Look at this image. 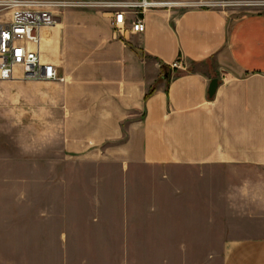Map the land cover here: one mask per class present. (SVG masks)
<instances>
[{
  "label": "crops",
  "instance_id": "0c3cea01",
  "mask_svg": "<svg viewBox=\"0 0 264 264\" xmlns=\"http://www.w3.org/2000/svg\"><path fill=\"white\" fill-rule=\"evenodd\" d=\"M245 10L232 18L217 8L151 9L139 15L146 24L144 33L122 36L111 25L110 9L68 7L60 24L43 31L41 43L44 60L57 65L65 81L9 80L0 86L22 118H34L35 127L51 120L62 151L100 150L115 141L128 166L243 168L246 222L230 230L219 264H264V6ZM132 20L128 13V29ZM176 62L182 68H172ZM214 78L219 85L210 97ZM188 214L197 217L199 209L151 208L145 215L170 220ZM63 216L56 238L59 247L67 248L72 224L68 211ZM35 222L44 226V217ZM193 223L196 231V218ZM126 229L120 230L119 246L129 245L128 239L123 243L130 237ZM178 231L152 234V242L187 246L192 232ZM28 233L26 244L20 237L12 245L30 247V253L1 255L0 264L73 263L62 251L43 257V237ZM161 258L158 264L172 263L170 257Z\"/></svg>",
  "mask_w": 264,
  "mask_h": 264
},
{
  "label": "rangeland",
  "instance_id": "374dc122",
  "mask_svg": "<svg viewBox=\"0 0 264 264\" xmlns=\"http://www.w3.org/2000/svg\"><path fill=\"white\" fill-rule=\"evenodd\" d=\"M251 7L255 6L222 0L215 8L236 18ZM7 92L0 88V256L28 255L30 247L12 244L20 237L26 244L28 232L34 231L43 237V257L62 251L73 257L72 264H148L149 259L158 264L163 256L170 257L171 264H178L175 259L219 264L230 230L246 222L243 168L128 166L115 141L104 143L100 150L68 153L62 151L51 120L39 121L35 127L34 118H22ZM151 208H197L200 215L158 219L145 215ZM66 211L72 242L61 248L56 230ZM42 217L44 226L35 224ZM152 218L162 221L152 224ZM195 218L201 225L196 231L190 225ZM125 225L130 237H124L123 243L128 239L129 245L119 246ZM178 230L192 232L185 247L152 242V234Z\"/></svg>",
  "mask_w": 264,
  "mask_h": 264
},
{
  "label": "built area",
  "instance_id": "2783aa9c",
  "mask_svg": "<svg viewBox=\"0 0 264 264\" xmlns=\"http://www.w3.org/2000/svg\"><path fill=\"white\" fill-rule=\"evenodd\" d=\"M222 0L158 1L123 0L86 3L65 0H0V81H65L57 65L43 58L41 43L43 31L62 22L63 11L68 7L97 6L110 9L114 31L124 36L127 31L144 33L146 24L140 18L156 8L198 7L215 8ZM264 6V1H236ZM133 15L128 29L126 15ZM172 68H182L173 63Z\"/></svg>",
  "mask_w": 264,
  "mask_h": 264
},
{
  "label": "water",
  "instance_id": "95a60500",
  "mask_svg": "<svg viewBox=\"0 0 264 264\" xmlns=\"http://www.w3.org/2000/svg\"><path fill=\"white\" fill-rule=\"evenodd\" d=\"M218 85H219L218 78L212 79L209 85V91H208L210 97H213L215 95Z\"/></svg>",
  "mask_w": 264,
  "mask_h": 264
}]
</instances>
